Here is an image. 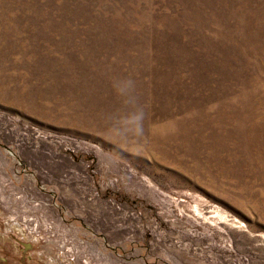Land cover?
Wrapping results in <instances>:
<instances>
[{"label": "rangeland", "instance_id": "1", "mask_svg": "<svg viewBox=\"0 0 264 264\" xmlns=\"http://www.w3.org/2000/svg\"><path fill=\"white\" fill-rule=\"evenodd\" d=\"M258 2L0 0V264H264Z\"/></svg>", "mask_w": 264, "mask_h": 264}, {"label": "bare ground", "instance_id": "2", "mask_svg": "<svg viewBox=\"0 0 264 264\" xmlns=\"http://www.w3.org/2000/svg\"><path fill=\"white\" fill-rule=\"evenodd\" d=\"M257 13H258V15L260 17L263 16V14H264V0H259ZM257 107L259 109V113H258V116L256 118V126L253 129L252 136H241V138L244 139V140L249 141V140L252 139V140H256L257 141V140H262L264 138V136H263V134H264V108L260 107L258 105H257ZM243 125H244V123L241 122L240 125H239V128L241 129L243 127Z\"/></svg>", "mask_w": 264, "mask_h": 264}]
</instances>
